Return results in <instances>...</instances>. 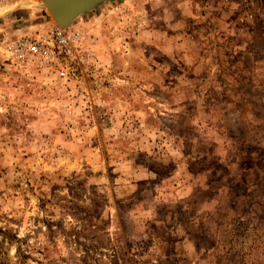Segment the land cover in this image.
<instances>
[{"label":"rangeland","instance_id":"374dc122","mask_svg":"<svg viewBox=\"0 0 264 264\" xmlns=\"http://www.w3.org/2000/svg\"><path fill=\"white\" fill-rule=\"evenodd\" d=\"M35 1L0 9V264H264V0H105L69 79L7 60Z\"/></svg>","mask_w":264,"mask_h":264},{"label":"built area","instance_id":"2783aa9c","mask_svg":"<svg viewBox=\"0 0 264 264\" xmlns=\"http://www.w3.org/2000/svg\"><path fill=\"white\" fill-rule=\"evenodd\" d=\"M31 0H0V9L17 6ZM80 34L64 30L59 26L52 27L45 34H27L5 47L7 60L21 68H30L49 72L60 79H69L71 69L68 60L77 59Z\"/></svg>","mask_w":264,"mask_h":264},{"label":"water","instance_id":"95a60500","mask_svg":"<svg viewBox=\"0 0 264 264\" xmlns=\"http://www.w3.org/2000/svg\"><path fill=\"white\" fill-rule=\"evenodd\" d=\"M105 0H43L56 24L66 30L81 15Z\"/></svg>","mask_w":264,"mask_h":264},{"label":"bare ground","instance_id":"6f19581e","mask_svg":"<svg viewBox=\"0 0 264 264\" xmlns=\"http://www.w3.org/2000/svg\"><path fill=\"white\" fill-rule=\"evenodd\" d=\"M33 4L32 5H34V6H38V7H44V2H43V4H40L39 2H37V1H35V2H32ZM46 6V5H45Z\"/></svg>","mask_w":264,"mask_h":264}]
</instances>
